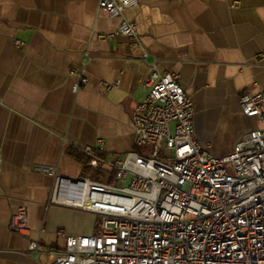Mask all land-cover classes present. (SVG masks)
<instances>
[{
	"label": "crops",
	"instance_id": "0c3cea01",
	"mask_svg": "<svg viewBox=\"0 0 264 264\" xmlns=\"http://www.w3.org/2000/svg\"><path fill=\"white\" fill-rule=\"evenodd\" d=\"M124 16L141 45L116 33L121 17L97 0H0V264H49L55 255L31 250L32 241L61 247V229L96 231L93 213L78 224L70 216L85 213L48 203L53 177L35 167L76 177L84 168L76 149L97 139L108 154L133 149L132 116L152 61L178 73L196 138L213 155L260 126L240 96L264 89V0H138ZM82 69L88 82L74 91L71 71ZM20 206L25 234L9 226Z\"/></svg>",
	"mask_w": 264,
	"mask_h": 264
},
{
	"label": "built area",
	"instance_id": "2783aa9c",
	"mask_svg": "<svg viewBox=\"0 0 264 264\" xmlns=\"http://www.w3.org/2000/svg\"><path fill=\"white\" fill-rule=\"evenodd\" d=\"M97 3L121 17L116 33L142 44L136 21L124 16L138 0ZM71 72L78 74L77 91L88 78L83 69ZM143 85L148 93L132 116L134 148L108 154L97 139L80 149L111 182L35 167L53 177L49 204L90 212L100 221L90 234L61 229V247L36 240L31 250L54 254L49 264H264V89L240 96L242 111L260 126L231 152L215 156L196 138L194 102L178 73L162 72L154 60ZM2 161L0 152V168ZM9 226L27 233L25 206L12 213Z\"/></svg>",
	"mask_w": 264,
	"mask_h": 264
},
{
	"label": "trees",
	"instance_id": "16d2710c",
	"mask_svg": "<svg viewBox=\"0 0 264 264\" xmlns=\"http://www.w3.org/2000/svg\"><path fill=\"white\" fill-rule=\"evenodd\" d=\"M74 154L77 155V157H79L80 160L83 162V164H84L83 173L84 174L91 175L93 177L102 179V180L107 181V182H111V179L107 178V176L104 174V172L93 170L89 166L88 157L80 149L74 150Z\"/></svg>",
	"mask_w": 264,
	"mask_h": 264
},
{
	"label": "rangeland",
	"instance_id": "374dc122",
	"mask_svg": "<svg viewBox=\"0 0 264 264\" xmlns=\"http://www.w3.org/2000/svg\"><path fill=\"white\" fill-rule=\"evenodd\" d=\"M72 209V208H70ZM73 210H76V209H73ZM76 211H80L82 213H85V214H77L76 216L74 215H71L70 218L72 220V222L75 221V223H78V224H88L90 222V220L93 218V216L95 217V223L100 221V216L98 215H94L91 216L90 214H88L87 212H84V211H81V210H76Z\"/></svg>",
	"mask_w": 264,
	"mask_h": 264
}]
</instances>
